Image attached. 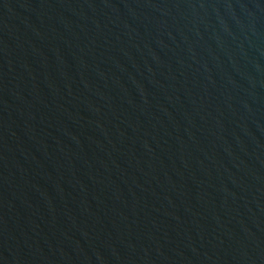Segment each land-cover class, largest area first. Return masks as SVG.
<instances>
[{"label": "water", "instance_id": "water-1", "mask_svg": "<svg viewBox=\"0 0 264 264\" xmlns=\"http://www.w3.org/2000/svg\"><path fill=\"white\" fill-rule=\"evenodd\" d=\"M0 264H264V0H0Z\"/></svg>", "mask_w": 264, "mask_h": 264}]
</instances>
